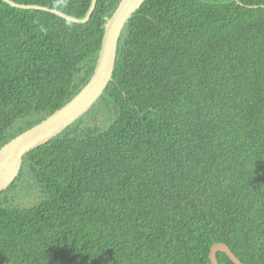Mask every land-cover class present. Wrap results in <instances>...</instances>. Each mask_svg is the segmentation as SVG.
<instances>
[{
	"label": "trees",
	"instance_id": "16d2710c",
	"mask_svg": "<svg viewBox=\"0 0 264 264\" xmlns=\"http://www.w3.org/2000/svg\"><path fill=\"white\" fill-rule=\"evenodd\" d=\"M120 1L76 24L0 0V149L89 82ZM220 243L264 264V0H146L99 101L0 193V264H212Z\"/></svg>",
	"mask_w": 264,
	"mask_h": 264
},
{
	"label": "water",
	"instance_id": "95a60500",
	"mask_svg": "<svg viewBox=\"0 0 264 264\" xmlns=\"http://www.w3.org/2000/svg\"><path fill=\"white\" fill-rule=\"evenodd\" d=\"M14 8L27 10H41L55 14L67 21L83 24L87 23L94 13L98 0H92L84 19H77L56 9L37 5L18 4L13 0H2ZM146 0H121L110 18L106 19L102 47L94 74L89 82L73 97L71 101L57 110L53 115L21 133L0 149V193L18 179L24 157L35 149L46 145L60 135L82 116L87 114L102 97L116 68L118 47L122 32L132 16L142 7ZM223 252L235 264H243L223 243L216 244L211 249L210 260L218 264L216 254Z\"/></svg>",
	"mask_w": 264,
	"mask_h": 264
}]
</instances>
